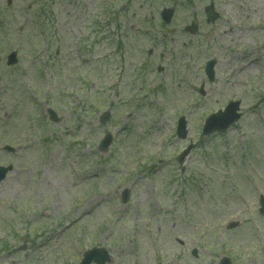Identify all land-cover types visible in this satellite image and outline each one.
I'll return each mask as SVG.
<instances>
[{"label": "rangeland", "instance_id": "rangeland-1", "mask_svg": "<svg viewBox=\"0 0 264 264\" xmlns=\"http://www.w3.org/2000/svg\"><path fill=\"white\" fill-rule=\"evenodd\" d=\"M210 3L218 18L206 23ZM163 7L175 8L170 24ZM13 49L19 62L7 66ZM230 100L240 120L202 136ZM182 115L185 140L175 136ZM107 131L113 143L99 152ZM8 163L0 264H80L91 248L107 251L105 264H264V0H0Z\"/></svg>", "mask_w": 264, "mask_h": 264}, {"label": "water", "instance_id": "water-1", "mask_svg": "<svg viewBox=\"0 0 264 264\" xmlns=\"http://www.w3.org/2000/svg\"><path fill=\"white\" fill-rule=\"evenodd\" d=\"M211 16H214V14H210ZM14 53L10 55V60L13 59ZM11 62V61H10ZM206 72L210 78H212V62L208 63ZM236 103L229 104L225 111L223 113H217L216 115H212L206 120L205 127L203 129V133H209L213 130H224L229 124H231L236 118L237 115L234 113L236 109ZM107 117H104L103 120H106ZM181 127V126H180ZM183 127V126H182ZM180 136H185L184 130H179ZM110 143V135L107 134L106 137L102 140L100 148L105 149L108 144ZM188 153V150H186L181 156L180 161H182L183 157ZM127 193L123 195V201L126 200ZM95 261L99 264H103L105 261L108 260V256L106 253L99 252L97 250H91L84 254V258L82 260V264H89L91 261ZM223 264H230L227 259L223 260Z\"/></svg>", "mask_w": 264, "mask_h": 264}]
</instances>
